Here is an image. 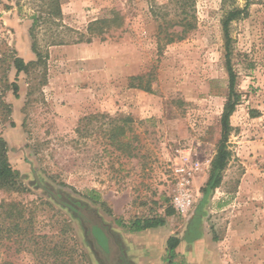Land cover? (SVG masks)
<instances>
[{"label":"rangeland","instance_id":"obj_1","mask_svg":"<svg viewBox=\"0 0 264 264\" xmlns=\"http://www.w3.org/2000/svg\"><path fill=\"white\" fill-rule=\"evenodd\" d=\"M60 1L64 23L75 31L112 10L121 12L124 24L105 41L43 48L46 59L18 74L15 58L37 61L30 29L43 2L0 0V135L24 187L0 190V203L16 201L32 211L41 247L58 245V252L73 256L69 264H110L97 239L108 234L113 246L111 228L128 230L137 219L192 225L202 207L201 220L223 243L233 224L255 222L252 197L264 180V0H195L196 28L171 44L155 12L168 5L169 17L175 16L173 0ZM247 5V14L230 26L241 96L231 117V156L220 186L208 192L229 100L222 21ZM47 42L42 35V47ZM133 77H142L149 92L133 87ZM128 118L126 129H110ZM184 155L188 168H200L189 186L194 205L183 214L175 207L183 187L175 168ZM96 224L107 234L93 233ZM21 248L4 241L0 264H39Z\"/></svg>","mask_w":264,"mask_h":264},{"label":"trees","instance_id":"obj_2","mask_svg":"<svg viewBox=\"0 0 264 264\" xmlns=\"http://www.w3.org/2000/svg\"><path fill=\"white\" fill-rule=\"evenodd\" d=\"M43 3L39 6V9L32 16L33 24L30 29V36L33 40V52L37 56V61L26 63L22 58H15L14 66L17 73L29 72L31 67L41 64L46 59V54L43 53V48H49L50 46L56 45H68V44H91L96 39L101 41L107 40V37L112 36L114 31H118L124 24L123 16L120 11L112 10L109 12L108 17L97 19L92 21L87 26L84 32H78L68 27L64 23L63 12L61 9L60 0H41ZM176 4L175 16L171 15L168 10V5L163 8H159L156 14H161L164 24L159 25L161 33L165 34L166 44L174 43L175 41L183 40L188 33L196 28L194 5L195 0H173ZM249 5L243 10H232L222 21V28L227 47V70L229 73V100L225 105V109L221 118L222 126V138L220 140L217 155L212 163V172L208 181V192L218 188L222 182V173L226 169L231 153L228 150V139L231 132V117L236 111L237 105L240 102L241 96L236 91L237 75L231 64V45L232 37L230 33L231 24L244 17L248 12ZM161 12V13H160ZM157 16V15H156ZM181 27V31H171L175 27ZM123 32V31H122ZM44 33V34H43ZM42 35H48L49 42L45 43L42 47L40 43V37ZM70 38V39H69ZM142 77H133L132 86L143 89L149 92V87L142 85ZM139 81L136 85L134 82ZM15 95L18 97V85L15 83ZM85 121L87 119H84ZM83 120V121H84ZM124 125H113L115 121L110 123V129H126V125L132 122V119H124ZM24 187L20 181L19 172L14 169L9 158V146L8 142L0 135V190L4 191H23ZM174 210V209H173ZM77 211V210H75ZM175 211V210H174ZM79 216L82 214L77 211L75 212ZM174 213L169 211L168 216H172ZM165 224L164 218L149 217L146 219H137L128 230L130 231H141L149 228L162 226ZM94 228V229H93ZM92 232L94 233L95 228L101 229L106 232V228L100 224L94 225ZM91 231V230H90ZM107 234V232H106ZM96 237V236H95ZM101 237V236H100ZM39 235L35 233L34 229V215L32 211H28L20 202L16 201H5L0 203V248L3 246L4 241L14 240L15 243L21 245L22 250H28L31 248L30 245L37 244L42 251L45 253H39L37 250L29 251L35 260H39V264H69L72 262L73 256L67 255L68 252H58V245L54 248L46 250L45 246L41 247L39 242ZM216 240V239H215ZM99 241V243H98ZM178 239H171L169 241L170 256L173 257L174 250L177 247ZM39 244V245H38ZM109 236L104 235L101 239H97L96 246L102 251V248L109 250L110 248ZM54 254L55 262L51 263L48 258ZM70 254V253H69ZM59 256V258H56ZM4 264H12L5 262Z\"/></svg>","mask_w":264,"mask_h":264},{"label":"crops","instance_id":"obj_3","mask_svg":"<svg viewBox=\"0 0 264 264\" xmlns=\"http://www.w3.org/2000/svg\"><path fill=\"white\" fill-rule=\"evenodd\" d=\"M252 198H257L256 221H244L236 228L233 224L224 243L214 240L202 220L194 232L190 224L167 218L164 225L141 231L111 228L116 243L104 248V254L110 264H264V180ZM173 238L179 243L171 257Z\"/></svg>","mask_w":264,"mask_h":264},{"label":"built area","instance_id":"obj_4","mask_svg":"<svg viewBox=\"0 0 264 264\" xmlns=\"http://www.w3.org/2000/svg\"><path fill=\"white\" fill-rule=\"evenodd\" d=\"M181 163L175 168L177 175L182 176V188L180 189V194L175 200L176 210L180 213H186L192 209L194 205V196L192 190L189 188L191 181L195 173L199 170L200 164L196 163L191 168L187 167L186 161L188 160L187 156H183Z\"/></svg>","mask_w":264,"mask_h":264},{"label":"water","instance_id":"obj_5","mask_svg":"<svg viewBox=\"0 0 264 264\" xmlns=\"http://www.w3.org/2000/svg\"><path fill=\"white\" fill-rule=\"evenodd\" d=\"M200 213H202V207L199 208L198 213H196V216H195L194 219H193V223H192V225H191V228H192V229H193V227H195V225H197V224L200 223L201 218H202V216H200ZM197 227H198V226H197ZM197 227H196V228H197ZM196 228H195V229H196ZM195 229H193V230H195Z\"/></svg>","mask_w":264,"mask_h":264},{"label":"flooded vegetation","instance_id":"obj_6","mask_svg":"<svg viewBox=\"0 0 264 264\" xmlns=\"http://www.w3.org/2000/svg\"><path fill=\"white\" fill-rule=\"evenodd\" d=\"M93 229H94V228H93ZM103 250H104V248H102V252L105 253V251H103Z\"/></svg>","mask_w":264,"mask_h":264}]
</instances>
